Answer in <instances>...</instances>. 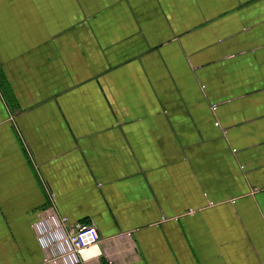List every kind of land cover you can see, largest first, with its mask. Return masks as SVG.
<instances>
[{"label":"crops","instance_id":"1","mask_svg":"<svg viewBox=\"0 0 264 264\" xmlns=\"http://www.w3.org/2000/svg\"><path fill=\"white\" fill-rule=\"evenodd\" d=\"M52 215L85 264H264V0H0V264Z\"/></svg>","mask_w":264,"mask_h":264},{"label":"built area","instance_id":"2","mask_svg":"<svg viewBox=\"0 0 264 264\" xmlns=\"http://www.w3.org/2000/svg\"><path fill=\"white\" fill-rule=\"evenodd\" d=\"M33 229L43 253L40 264H85L89 249L100 244L93 224L70 228L66 218L55 215L40 218Z\"/></svg>","mask_w":264,"mask_h":264}]
</instances>
